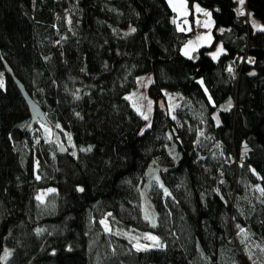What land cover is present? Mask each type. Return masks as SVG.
I'll list each match as a JSON object with an SVG mask.
<instances>
[{"label":"trees","instance_id":"obj_1","mask_svg":"<svg viewBox=\"0 0 264 264\" xmlns=\"http://www.w3.org/2000/svg\"><path fill=\"white\" fill-rule=\"evenodd\" d=\"M195 2L211 10L214 39L192 58L181 47L195 31L178 28L167 0H0V70L8 64L49 123L30 125L6 71L0 264H264V30L250 23L264 24V0H247L250 17L237 0ZM220 41L228 53L216 61ZM144 73L147 127L127 95ZM167 90L183 94L178 116ZM153 162L154 225L140 192ZM42 188L63 194L40 201ZM106 219L159 243L140 246Z\"/></svg>","mask_w":264,"mask_h":264},{"label":"rangeland","instance_id":"obj_2","mask_svg":"<svg viewBox=\"0 0 264 264\" xmlns=\"http://www.w3.org/2000/svg\"><path fill=\"white\" fill-rule=\"evenodd\" d=\"M196 5H199L200 9H202L201 11V16H203L204 19H208V17L205 15V13H211V11L209 12V8L204 7V6H200V4L198 2H196ZM197 12H199L197 10ZM249 15V14H248ZM198 16V13H197ZM212 19L213 15L211 13ZM200 18V16H199ZM206 22V21H205ZM208 24V22H207ZM262 26L264 27V24L261 23ZM187 31L188 32H193L192 31V24H190V21H187ZM183 28V27H182ZM209 28H204L203 32H196V33H192V35L189 37L188 40H186V42L182 45L181 49H182V53L184 56L186 57H195L196 53L198 50H200L202 47H206L208 45H211L213 40L211 37H209V34H207V32ZM212 31V30H211ZM210 32V31H209ZM198 37H204L205 39H198ZM191 42V43H190ZM188 52V55H185V52ZM213 58V57H212ZM6 71L0 70V81L3 82L2 87H4L5 83H6ZM152 81V76L149 73H144L143 75H139L136 76V80H135V85L132 88V90L127 94L128 98L130 99L131 103L133 106L136 107L137 111L140 113L141 116L146 115L148 117V119L145 122V127H147L148 125H150L151 120H152V113L154 110V103L155 100L152 97V95L149 92V86H150V82ZM168 94V100H167V104H169V111L171 113V115L173 116H178L179 114V106L181 105V100L183 98V94L181 93V91L177 90V91H169L167 90L166 92ZM143 113V115L141 114ZM48 132H46V135H50L52 139H56V133L52 130H47ZM188 134H187V141L191 140V135H190V131L191 128H187ZM14 141H18L19 136L14 135L13 136ZM61 141L62 138L60 136ZM56 142V140H55ZM58 144V142H57ZM148 182L145 184V186H142L141 189V206H142V213H144V216H148V220L150 224L156 223L157 219H156V213L154 211L153 208V202H151V195L149 192L150 187L152 186H159V185H163V182L161 180V175H160V167L155 163H151L150 167H149V172H148ZM55 191H49L50 188H42L39 195L38 196H42V200H45L47 195L51 194L52 192H58L55 188H52ZM58 194H63L62 192H58ZM40 200V201H42ZM107 224V227L109 229H112L115 233L117 234H122L128 238H133L135 240H137L141 245L144 244H158L159 243V238L154 235V234H143L141 236L138 235H134L133 233L127 231L126 229H122L120 227H116V226H110L109 222L106 220H104ZM105 225V224H104ZM148 236H153L156 237V240H152V239H148L146 237ZM142 237V241H144V243H141V238Z\"/></svg>","mask_w":264,"mask_h":264},{"label":"crops","instance_id":"obj_3","mask_svg":"<svg viewBox=\"0 0 264 264\" xmlns=\"http://www.w3.org/2000/svg\"><path fill=\"white\" fill-rule=\"evenodd\" d=\"M169 6L172 8V10L176 13V17L178 20V28L183 29L182 31H187V21H190V24H192V31L196 32H203L204 28H209L206 35L209 34V37L212 38V40L214 39L213 35H212V31L214 28V20L212 19V16H207L208 19H204L203 16H201V11L197 12V8H196V2L193 4V8H191L188 5V0H183V6H182V0H172V3H169ZM236 12L238 15L240 16H248L249 13V8H248V3L247 0H244L243 4L240 3V0H237L236 3ZM201 6V5H200ZM200 8V7H199ZM211 10H209L210 12ZM187 13L186 15H184L183 13ZM198 13V16H197ZM242 13V14H241ZM200 16V18H199ZM208 22V26H205L206 22ZM250 23L251 25L256 29V30H264V27L262 26V22H260L258 19H256L255 17H251L250 18ZM183 27V28H182ZM212 30V31H211ZM222 49V50H221ZM219 52L220 54L216 57L213 58L216 61L219 60V57L223 54H227L228 53V48L224 45L223 42H219L216 46L215 49L213 51H211V56L213 57V54Z\"/></svg>","mask_w":264,"mask_h":264},{"label":"water","instance_id":"obj_4","mask_svg":"<svg viewBox=\"0 0 264 264\" xmlns=\"http://www.w3.org/2000/svg\"><path fill=\"white\" fill-rule=\"evenodd\" d=\"M5 68L6 71L11 75L12 79H14V81L16 82L18 89H20L21 91L23 99L26 101V104L28 105V109L30 110L31 121H32L30 125L33 126L35 124H38V122L49 124L45 111L42 109L41 105L38 102H36L35 99L32 98V96L29 94L27 89H25L21 80H19V78H17L14 75L12 69L8 66V64H5ZM56 141H58L57 151L60 154L68 153L65 143L63 141H60V136L58 132L56 133Z\"/></svg>","mask_w":264,"mask_h":264},{"label":"snow or ice","instance_id":"obj_5","mask_svg":"<svg viewBox=\"0 0 264 264\" xmlns=\"http://www.w3.org/2000/svg\"><path fill=\"white\" fill-rule=\"evenodd\" d=\"M243 2H244V0H240V3H241V4H243ZM169 3H172V0H169ZM182 6H183V0H182ZM196 8H197L198 11H202V9L199 8V5H197ZM183 14L186 15L187 13L185 12V13H183ZM241 14H242V13H241ZM205 15L210 16L211 13H207V12H206ZM205 26H208L207 22H206ZM181 30H183V29H181ZM132 31L134 32L135 29H132ZM198 39H205V38H204V37H198ZM190 43H191V42H190ZM221 50H222V49H221ZM219 54H220L219 52L213 54V58H216ZM185 55H188V52H187V51L185 52ZM228 70L231 72V71H232L231 67H229ZM201 83H203V82L201 81ZM2 84H3V82L0 81V86H2ZM209 99H211V97H209ZM229 107H231V102H229ZM141 114L143 115V113H141ZM144 119L147 120L148 117H147L146 115H144ZM70 139H71V137H69V140H70ZM87 150L90 151L91 149L89 148V149H87ZM73 155H75V153H73ZM37 178H39V177H37ZM49 191H55V190H54V189H50ZM79 191H83V189L81 188V189H79ZM260 191H261L262 194H264V188L260 189ZM36 199H37V200H42V196H37ZM145 219H148V216H147V215L145 216ZM101 223H102V224H105V228H106V230L110 231V229H108L107 224H106L105 221H101ZM38 231H40V230H38ZM242 231H243V230H242ZM146 238H148V239H152V240H156V239H157L156 237H153V236H148V237H146ZM7 255H8V253L5 252V256H7Z\"/></svg>","mask_w":264,"mask_h":264},{"label":"built area","instance_id":"obj_6","mask_svg":"<svg viewBox=\"0 0 264 264\" xmlns=\"http://www.w3.org/2000/svg\"><path fill=\"white\" fill-rule=\"evenodd\" d=\"M248 14H249V15H248L249 17L252 16L251 13H248ZM249 17H248V18H249ZM237 58H240V59H239V63H240V64L244 63L245 61L247 62V61L249 60L248 52L244 53V55H241V56L237 55ZM229 67H231L232 71L236 70L235 67H234V63H233V61L230 62L229 66H228V69H229Z\"/></svg>","mask_w":264,"mask_h":264}]
</instances>
